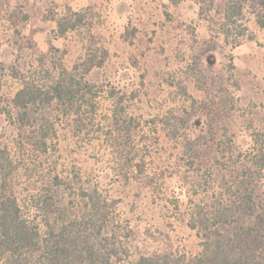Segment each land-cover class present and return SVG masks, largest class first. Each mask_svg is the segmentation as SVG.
<instances>
[{
    "label": "rangeland",
    "instance_id": "obj_1",
    "mask_svg": "<svg viewBox=\"0 0 264 264\" xmlns=\"http://www.w3.org/2000/svg\"><path fill=\"white\" fill-rule=\"evenodd\" d=\"M230 1L8 0L5 18L14 10L29 16L16 26L0 21V158L18 166L13 188L27 196L48 182L49 172L70 179L80 173L87 187L117 200L121 220L138 230L142 249L161 246L169 235L183 251L195 253L199 240L186 225L195 187L186 179L216 157L224 133L240 142L264 129V28L246 7L248 32L233 47L222 33ZM72 13L82 15L83 25L59 36L58 20ZM89 51L108 55L87 78L127 96L128 119L138 132L134 158L147 176L143 182L128 183L119 175L115 137L99 118L78 139L70 120L51 111L58 138L45 159L21 139L27 131L4 114L12 111L11 101L25 82L56 76L59 63L71 70ZM100 101L106 117L110 104ZM40 164L43 177L29 178L28 169ZM216 186H199L201 198ZM259 193L264 197V179Z\"/></svg>",
    "mask_w": 264,
    "mask_h": 264
},
{
    "label": "trees",
    "instance_id": "obj_2",
    "mask_svg": "<svg viewBox=\"0 0 264 264\" xmlns=\"http://www.w3.org/2000/svg\"><path fill=\"white\" fill-rule=\"evenodd\" d=\"M9 6L8 0H0V21L16 26L29 20L16 10L5 18ZM246 7L264 28V0L228 2L222 33L233 47L240 46L248 32ZM70 15L58 20L61 37L83 25L81 14ZM107 55L103 51L97 57L89 51L71 70L59 63L56 76L25 82L11 101L12 111L4 114L29 133H22L21 139L45 157L53 149V139L58 138L51 111L56 109L61 121L70 120L73 137L78 139L99 118L100 125L115 137L114 154L121 159L119 175L128 183L143 182L147 176L142 161L135 162L133 144L138 132L128 119L127 96L87 78L104 64ZM101 99L110 104L106 117ZM234 137L224 133L216 143V157L206 168H196L199 174L209 173L208 177L197 174L186 179L195 187L186 224L199 240L195 253L183 251L169 235L161 246L142 249L145 245L137 244L138 230L121 220L117 200L105 196L99 187H87L80 173L70 179L49 172L44 177L48 182L21 196L11 182L17 164L7 160V166L0 158V264H264V197L259 193L264 179V129L240 142ZM39 167L43 165L28 169L33 172L29 178L43 177ZM212 181L217 185L213 194L210 190L201 198L199 186H212Z\"/></svg>",
    "mask_w": 264,
    "mask_h": 264
}]
</instances>
